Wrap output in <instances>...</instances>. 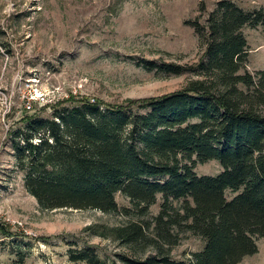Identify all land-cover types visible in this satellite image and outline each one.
<instances>
[{"label": "trees", "instance_id": "1", "mask_svg": "<svg viewBox=\"0 0 264 264\" xmlns=\"http://www.w3.org/2000/svg\"><path fill=\"white\" fill-rule=\"evenodd\" d=\"M186 23L203 42L197 61L141 62L166 76L190 74L183 88L121 104L89 97L58 104L49 117L25 116L11 136L16 168L41 208L98 209L129 218L100 230L136 254L148 247L152 252L118 253L122 264H239L264 237V68L247 70L244 34L264 25V10L218 0L203 21ZM210 160L222 170L199 175L196 164ZM117 193L131 206H119ZM158 195L163 201L153 216ZM185 231L204 245L176 260L171 248ZM69 254L87 264H118L90 246ZM17 257L12 264H26L25 254Z\"/></svg>", "mask_w": 264, "mask_h": 264}, {"label": "rangeland", "instance_id": "2", "mask_svg": "<svg viewBox=\"0 0 264 264\" xmlns=\"http://www.w3.org/2000/svg\"><path fill=\"white\" fill-rule=\"evenodd\" d=\"M217 1L0 0V225L16 234L8 237L0 229V264L16 263L17 252L25 254L26 264H87L71 260L69 254L70 248L87 246L108 262L118 260V253L135 256L101 231L122 226L129 218L98 209L41 208L16 168L11 136L24 125L25 116L49 117L58 104L70 105L84 97L121 104L183 88L192 79L190 74L166 76L141 62L197 61L203 42L186 22L203 21ZM232 1L245 9L264 10V0ZM244 34L246 68L255 73L264 68V25L245 28ZM221 170L216 160L195 166L199 175ZM116 200L121 207L131 206L120 193ZM162 201L158 195L151 215L159 213ZM178 239L171 248L176 260L188 259L204 245L189 231ZM256 243L257 252L239 264H264V237ZM142 252L136 256L148 255L152 248Z\"/></svg>", "mask_w": 264, "mask_h": 264}]
</instances>
